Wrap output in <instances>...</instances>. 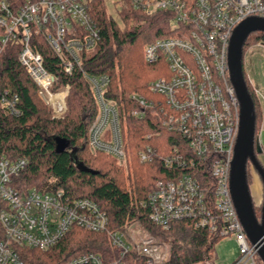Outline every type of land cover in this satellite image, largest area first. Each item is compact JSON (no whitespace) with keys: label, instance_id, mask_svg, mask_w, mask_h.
I'll return each instance as SVG.
<instances>
[{"label":"built area","instance_id":"obj_1","mask_svg":"<svg viewBox=\"0 0 264 264\" xmlns=\"http://www.w3.org/2000/svg\"><path fill=\"white\" fill-rule=\"evenodd\" d=\"M90 0H24L17 5L0 0V52L10 40L18 41V60L38 87V94L55 118L67 112L69 86L56 88L57 76L44 66L41 52L31 46L32 36L42 38L60 58L64 72L70 74L81 64V53L91 51L99 28L91 19ZM115 0H113L114 2ZM123 0H117L121 6ZM147 15L168 11L174 15L176 34L158 38L143 47V57L153 63L165 59L168 77L148 84L149 91L161 94L169 111L162 124L182 133L195 158L209 159L213 183V202L209 208L206 189L192 175L184 173L175 180L159 179L142 205L148 207L150 221L168 229L173 221L191 219L196 227L206 226L222 237L232 235L239 256L231 264H264L257 247L246 236L234 207L229 177L234 146L239 132L240 105L230 80L228 47L234 28L247 17H264V0H127ZM264 45V43H258ZM98 104L97 114L88 130L91 152L113 156L126 175L131 156L124 139L117 105L104 96L107 76L84 73ZM66 89V109L58 113L49 102L48 92ZM258 97V91L254 89ZM132 98L143 108H156L138 94ZM19 97L9 88H0V107L19 115ZM144 110L133 111L142 116ZM174 154L163 158L166 167L184 161ZM150 146L138 152L141 162L151 160ZM191 165L194 164L190 160ZM251 164V162H250ZM25 157L0 156V264H24L23 248L45 251L55 246L72 228L105 232L110 245L121 257L134 249L144 257L142 264H164L165 253L159 243L140 229L126 226L111 229L107 212L89 198L71 199L62 188L40 191L20 190L14 178L26 167ZM253 167V165L251 164ZM64 264H106L97 252H86Z\"/></svg>","mask_w":264,"mask_h":264},{"label":"trees","instance_id":"obj_2","mask_svg":"<svg viewBox=\"0 0 264 264\" xmlns=\"http://www.w3.org/2000/svg\"><path fill=\"white\" fill-rule=\"evenodd\" d=\"M17 5L24 0H9ZM193 4L195 0H184ZM107 0H90L88 11L99 28V39L91 51L81 53V64L74 65L70 74L63 71L60 58L53 53L39 36H32L31 46L44 58L45 68L57 76L56 88L69 86L68 112L62 118L51 115L38 87L18 60L20 45L10 40L0 52V88L17 93L19 115H10L0 107V156L25 157L26 167L14 178L20 190L35 188L40 191L62 188L71 199L89 198L98 203L108 214L111 229H124L135 225L152 241L159 243L165 253L164 264H212L215 245L222 236L195 221H173L168 229L153 224L148 218V207L142 205L159 179L175 180L184 173L194 176L206 189L209 208L213 202V179L209 159L195 158L187 138L178 131H171L162 124L169 106L159 93L149 91L148 84L159 77H168L170 71L164 58L153 63L143 57L146 43L158 38L175 35L174 15L158 11L147 15L134 9L127 0L115 11L108 10ZM1 33V29H0ZM264 43V32H251L245 39L242 53L250 46ZM84 73L97 77L107 76L104 96L117 105L121 132L127 141L133 178H129L115 158L104 152L93 153L88 147V130L94 120L98 104L84 77ZM248 93L254 104V149L261 128L259 99L243 70ZM63 89V88H62ZM60 90V89H59ZM50 94V104L61 112L65 100L61 94ZM138 94L159 112L141 107L133 98ZM144 110L142 116L133 111ZM57 136L67 143L59 150L51 140ZM150 146L151 160L141 162L138 152ZM184 164L174 163L168 168L163 158L174 154ZM194 164L191 165L190 160ZM258 159V157H257ZM259 163L260 159H258ZM246 164V180L250 183ZM264 198L254 212L261 221ZM86 252L99 253L106 264H142L144 257L132 249L123 257L110 245L105 232L72 228L55 246L42 251L23 248L24 264H64L68 259Z\"/></svg>","mask_w":264,"mask_h":264},{"label":"water","instance_id":"obj_3","mask_svg":"<svg viewBox=\"0 0 264 264\" xmlns=\"http://www.w3.org/2000/svg\"><path fill=\"white\" fill-rule=\"evenodd\" d=\"M254 31L264 32V17L251 16L240 22L233 30L228 47V67L230 80L235 89L240 105L239 132L231 161L229 188L231 198L239 220L249 241L258 249V255L264 262V207L261 221H258L249 193L246 180V164L251 162L260 176L264 187V167L259 163L254 149V104L250 97L243 77L242 47L246 37ZM57 150L66 147L67 143L60 140ZM259 145L256 152L261 153Z\"/></svg>","mask_w":264,"mask_h":264},{"label":"rangeland","instance_id":"obj_4","mask_svg":"<svg viewBox=\"0 0 264 264\" xmlns=\"http://www.w3.org/2000/svg\"><path fill=\"white\" fill-rule=\"evenodd\" d=\"M115 1L113 2V0H107V6L109 8L108 10L113 15H115V11L116 9H118V6L116 5L118 3ZM242 67L248 77L251 87L258 91V99H259L258 107L261 111V128L258 133V138L256 143L261 147L262 150H264V45L256 44L246 49V51L243 52L242 55ZM49 93L54 95L61 94L65 100L66 92L64 89L48 92V94ZM49 99H50V94H49ZM51 106L53 107V104H51ZM65 107H66V103H65ZM67 108H68V100H67ZM50 138L55 144V147L60 146L61 144L60 139L57 136H51ZM258 159H260L261 166L264 167V151H262V154L258 155ZM130 167L131 170L128 169V175H127V177L129 178V183H131L133 178L132 160ZM249 173H250V183L248 185L249 193L251 195L253 205L258 206L262 198H264V187H262L260 176L258 175L254 167L252 166L249 167ZM130 228H135V225L133 224L132 227ZM238 256H239V247L234 237L232 235L224 236L215 245L214 256H212L213 258L211 260V263L231 264Z\"/></svg>","mask_w":264,"mask_h":264},{"label":"bare ground","instance_id":"obj_5","mask_svg":"<svg viewBox=\"0 0 264 264\" xmlns=\"http://www.w3.org/2000/svg\"><path fill=\"white\" fill-rule=\"evenodd\" d=\"M63 89H64V88H63ZM64 90H65V92H66V89H64ZM53 108L56 109V107H55L54 105H53ZM56 110H57V109H56ZM64 110H65V109H64ZM64 110H63V111H64ZM57 111H58V110H57ZM63 111H61V112L58 111V113H62Z\"/></svg>","mask_w":264,"mask_h":264},{"label":"crops","instance_id":"obj_6","mask_svg":"<svg viewBox=\"0 0 264 264\" xmlns=\"http://www.w3.org/2000/svg\"><path fill=\"white\" fill-rule=\"evenodd\" d=\"M262 201V200H261ZM261 203V202H260Z\"/></svg>","mask_w":264,"mask_h":264},{"label":"flooded vegetation","instance_id":"obj_7","mask_svg":"<svg viewBox=\"0 0 264 264\" xmlns=\"http://www.w3.org/2000/svg\"><path fill=\"white\" fill-rule=\"evenodd\" d=\"M258 157V156H257Z\"/></svg>","mask_w":264,"mask_h":264}]
</instances>
